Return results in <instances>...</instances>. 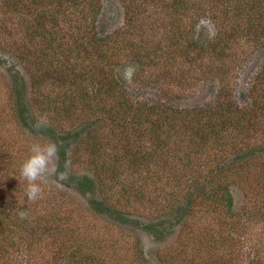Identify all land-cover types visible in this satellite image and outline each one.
<instances>
[{
    "label": "trees",
    "instance_id": "1",
    "mask_svg": "<svg viewBox=\"0 0 264 264\" xmlns=\"http://www.w3.org/2000/svg\"><path fill=\"white\" fill-rule=\"evenodd\" d=\"M118 1L122 26L103 39L99 34L109 18L100 0H0V48L9 47L22 69L35 70L31 98L13 67L6 73L7 98H0V264L20 259L24 264H123L127 258L145 264L131 239L122 232L107 239L116 227L96 228L71 211V201H60L57 191L42 185L43 198L27 201L20 165L34 143L49 141L61 145L60 172H67L65 147L75 145L77 154L81 146L89 147L72 157L96 180L87 175L68 180L76 193L92 192V213L132 227L139 221L127 219L128 208L147 204L152 217L140 223L142 230L160 240L177 226L173 243L182 252L190 248L189 264H241L244 249L248 264H264V229L251 233V224L264 222V81L258 90L252 82L256 99L249 105L237 109L227 102L230 110L220 102L228 96L223 87L216 90L217 101L204 106H153L138 93L155 69L152 82L163 89L168 81L164 89L171 104L196 87V81L181 82L182 69L189 66L200 67L202 75L217 71V84L228 82L230 68L243 59L238 52L243 37L264 49V0ZM202 15L217 26L212 42L189 37ZM131 42L141 56L129 54L138 66L128 85L124 69L114 65L126 57ZM56 45L61 58L54 66L62 72L52 92L40 70L50 69ZM45 114L48 126L35 131L33 124ZM232 186L241 192L237 207ZM21 210L27 218L19 217ZM160 262L175 264L171 257Z\"/></svg>",
    "mask_w": 264,
    "mask_h": 264
},
{
    "label": "rangeland",
    "instance_id": "2",
    "mask_svg": "<svg viewBox=\"0 0 264 264\" xmlns=\"http://www.w3.org/2000/svg\"><path fill=\"white\" fill-rule=\"evenodd\" d=\"M234 2V0H231V3ZM100 4L104 9V13L107 12L108 22L106 23V27L103 29V33L99 34V37H106L108 34L115 31L118 27L122 26L123 23V14H122V6L120 5L118 0H100ZM226 7L228 6V3L225 4ZM145 9V8H142ZM152 12H149L151 14ZM147 17V15H145ZM107 20V19H106ZM105 20V21H106ZM196 22V21H195ZM99 23V22H98ZM223 26L224 23H223ZM217 26H215L214 20L210 16L202 15L198 18L195 28L190 31L189 37L193 38L195 41L199 42H212V40L216 39L215 36L217 35L218 31L216 29ZM259 28V27H258ZM253 29V28H252ZM263 28H261L262 30ZM102 29H100V26L96 27V30H94V33L98 36V33H100ZM254 31V29H253ZM260 31L255 32L254 36L258 37ZM262 38H264V31L262 30ZM219 34V33H218ZM188 37V39H190ZM247 36L243 37V45L242 48L238 51L243 59H239L233 67H231L230 74L227 76L228 82H220L216 83L215 81V75L217 74V71L213 74H199L200 67L197 66H189L187 69H182V77L181 82L183 81H189L193 82L196 81V87L194 91L191 93L189 97L185 96L184 100H181L179 103L174 97L172 104L169 103L168 99V92H166V87L170 84L168 81L165 82V85L163 86V89L156 83L152 82L155 79L156 71L148 78L149 83L142 82L140 84V90L138 91L139 95L143 98V101H147L153 104V106H156L157 104L163 105L166 103L177 106L180 105L183 107L186 106H204L206 104H213L217 101V94L216 90H220L223 87V92L226 91L227 97L226 98H220V102H223L224 105L227 106V102L232 103V107H236L237 109L240 107H245L250 104L251 101H253L255 98L254 94L250 93V89L252 86V82L254 81L255 87L258 90L260 87V84L262 81H264V49L263 45L259 41H247ZM102 39V38H101ZM138 43V39H135ZM137 43L131 42L130 45L128 44V50L125 52L126 57L122 58L119 63L114 65V69H125L128 65H134L135 66V72L133 76L130 79L134 78V75L136 73V69L138 66L137 61L131 60L130 53L134 57L141 56V52H139L136 49ZM4 45V44H1ZM113 45V44H111ZM194 45V44H193ZM185 46V45H182ZM99 47V46H98ZM102 48H105L104 46H100ZM192 47V46H191ZM9 47L7 48H0V98L1 100H4V98H7L8 94V82H10V79L7 77V72H9L11 69H8L10 67H13L14 69L11 71H17L20 76L23 77V80L25 82V90L24 94L26 95V98H31L33 93V88L30 89L29 80L32 76V73L35 72L34 69H31L27 71V69H22L21 64H19L14 58L12 54H10ZM61 47L55 46L53 51L55 52L54 55L49 56V59L52 58V63L50 64V69H41L40 73L44 72L47 78L45 80V86L47 89H51L53 92V87L55 85H60L59 77L58 75L62 72V69H59V67L54 66V62L57 60V58H61L59 55ZM191 49V48H190ZM112 52H115L113 49H107ZM193 52L196 50L191 49ZM200 54V52H195ZM198 56V55H195ZM128 58V59H127ZM127 59V60H126ZM243 60V61H242ZM141 61V60H140ZM143 62V61H141ZM185 65L184 67H186ZM194 69H196V72H193ZM172 73L175 75L177 72L172 69ZM148 75V74H147ZM193 75V76H192ZM130 79L129 84L130 85ZM147 81V80H146ZM169 84V85H168ZM187 86V85H183ZM137 87V88H138ZM166 88V89H164ZM4 89V91H3ZM161 89V90H160ZM131 90L130 87L128 89ZM255 90V89H254ZM135 96V93H132ZM232 107L227 106V108L230 110ZM73 115V113H71ZM258 116V115H257ZM69 120V119H68ZM98 124V123H97ZM95 125V124H94ZM47 142V141H46ZM261 143L262 141H258ZM75 145H71L70 147H65V151L68 156V164L65 168L67 170V178L63 180H59L56 177H49L48 182L44 184L45 190H55L57 191L56 197L61 201H71L73 211L77 216L79 214L86 216L87 221H92L93 225L96 228L102 227H109V228H115L110 233L106 235V238L113 241L116 239L115 236H117L119 233H121L124 236V239L128 241L131 239L132 243L135 244V248L133 249L134 252H141L140 260L141 263L145 264H161L160 260L163 257L166 260H169V257L172 258L173 262L175 264H189L190 261V248L186 247L185 251L182 252L180 246H176L175 243H173L175 239L176 229L177 226H170L171 232L169 234L163 236L160 240H154L152 237L146 235V233L142 230L141 225L143 223H146L149 221L151 213L148 210V205L146 206L136 204L134 208H128V211H130V214H127V219H134L135 221L138 220V224L134 225L132 227L125 226V225H116L111 222L110 219H108L106 216L103 215H96L92 213L88 207H89V201L92 199L93 194L86 193L85 195H80L79 193H76L73 188L74 184L68 180L69 176L77 177L80 175H87L90 178L96 180V178L84 167L82 168L81 165L78 164V162L74 159V156L72 157V153L76 156H80L81 153L85 150L87 153L89 152V147L86 145H83L80 147V150L82 152H79L77 154V148L74 149ZM233 195H234V204L235 207H237L240 204L241 201V192L237 186L231 187ZM98 188L94 190L96 192V198L101 199V195L98 194ZM49 191V190H46ZM113 201V200H112ZM115 202V201H114ZM123 204V203H122ZM119 208L120 206L117 205ZM123 210V208H121ZM125 211V210H124ZM153 215H156L154 213ZM161 218V217H160ZM163 219V218H161ZM152 220H156V218H152ZM171 222V219H167L166 223ZM141 223V225H140ZM169 226V224H162L161 227ZM264 229V222L259 221V224H251V233H259L260 229ZM169 229V228H168ZM123 242H119L118 245L122 246ZM129 246H132L131 243H128ZM246 245H254V244H247L242 242L241 246ZM247 249L243 250L242 253V259L240 257L241 264H248L246 261V254ZM123 255V253L120 251V253ZM124 258V257H123ZM249 259V258H248ZM25 259L17 260V264H24ZM143 261V262H142ZM123 264H131V262L127 259L122 260ZM132 264H139L138 262H132Z\"/></svg>",
    "mask_w": 264,
    "mask_h": 264
},
{
    "label": "clouds",
    "instance_id": "3",
    "mask_svg": "<svg viewBox=\"0 0 264 264\" xmlns=\"http://www.w3.org/2000/svg\"><path fill=\"white\" fill-rule=\"evenodd\" d=\"M134 72V65L126 66L123 73L125 79H130ZM48 123L45 114L36 119L33 129L40 132L41 129L48 126ZM60 146L59 143L53 141L44 144L37 142L31 146L28 157L20 165V179L27 184L24 194L27 201L34 202L43 198L42 185L48 182L49 177H56L59 180L67 178V172H60L58 169ZM65 166L67 167V163ZM18 215L21 219L27 218L25 210L19 211Z\"/></svg>",
    "mask_w": 264,
    "mask_h": 264
}]
</instances>
